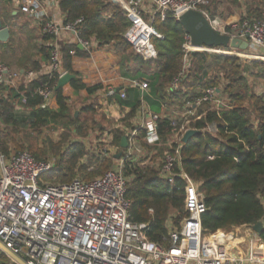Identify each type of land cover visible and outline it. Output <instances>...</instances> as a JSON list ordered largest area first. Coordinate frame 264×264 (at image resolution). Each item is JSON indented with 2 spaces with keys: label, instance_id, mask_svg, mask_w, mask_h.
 I'll return each mask as SVG.
<instances>
[{
  "label": "built area",
  "instance_id": "built-area-1",
  "mask_svg": "<svg viewBox=\"0 0 264 264\" xmlns=\"http://www.w3.org/2000/svg\"><path fill=\"white\" fill-rule=\"evenodd\" d=\"M3 1L6 0L0 3ZM53 2L58 5L56 0ZM112 2L125 11L130 25L124 37L144 59L156 55L152 38H163L154 26L158 17L164 21L171 14L179 21L191 9L201 11L219 33L248 41L247 50L195 45L186 32L184 71L172 80L166 89L168 93L182 91V82L195 52L236 56L243 60L264 59V54H260L264 49V16L227 20L210 11L211 0ZM17 4L23 14L36 22L41 32L54 36L51 63L48 69L40 72L12 69L0 63V87L17 88L45 72H57L58 79L67 73L60 60L59 35L63 31L75 35L74 43L87 52L86 57H93L96 50L110 46L100 45L95 38L80 36L83 17L58 24L42 0H17ZM144 15H149L150 20ZM71 54L78 56L76 50ZM99 84L102 86L94 92L96 108L115 124L109 128L100 125L92 155L96 162L89 169L94 170L106 159L112 161L110 168L92 179L76 176L69 182L47 183L41 181V176L54 169L55 162L39 160L29 151L0 152V241L26 264H264V240L253 226L244 225L250 230L246 235L249 241L243 247L249 252L247 256H239L237 246L227 245L228 242L215 233H204L202 216L208 206L201 190L202 183L193 179L181 163L183 137L188 130L217 132L216 122L203 129L197 128L195 123L206 118L210 111L216 110L219 114L221 109L229 107L224 80L218 85L201 88L195 97L182 101L155 96L147 78H133L127 87L106 82ZM129 88L141 94L133 116L127 118L133 111L130 105L123 104L128 99ZM55 92V87L48 84L37 89L44 98L43 106H57ZM147 95L156 100L158 111L153 110ZM26 101L24 97L22 103ZM164 120L169 122L165 141L161 134ZM116 130L122 132L118 143ZM123 137L127 139L126 147L122 146ZM133 164L153 169L171 184L178 178L185 183L187 215L180 227H174L172 220L167 222L169 232L162 244L149 238V222H136L131 218L132 202L127 197L130 177L126 168ZM262 200L264 203V198Z\"/></svg>",
  "mask_w": 264,
  "mask_h": 264
},
{
  "label": "trees",
  "instance_id": "trees-1",
  "mask_svg": "<svg viewBox=\"0 0 264 264\" xmlns=\"http://www.w3.org/2000/svg\"><path fill=\"white\" fill-rule=\"evenodd\" d=\"M64 15V23L73 22L83 17L80 36L95 38L100 45H110L120 53L121 69L130 68L132 57L140 59V64L154 63L157 69L153 71L155 80L151 81L152 92L155 96L169 101H182L185 98L195 97L198 90L211 85H218L223 79L225 92L229 97V107L210 111L206 118L195 123L203 129L207 124L216 122V133H204L192 137L185 143L182 150L181 163L183 169L196 181L201 182V190L206 197L208 210L202 216L203 231L205 234H214L221 229L233 226H253L259 221L264 222V95L250 93V84L247 77L249 65L264 70V60H243L236 56H220L206 52H195L187 76L183 79L182 91L168 93L172 80L184 71L183 53L185 29L173 15L168 14L166 20H156L154 26L163 38L154 36L152 43L156 55L144 59L136 54L124 34L130 25L125 11L112 0H56ZM247 16L263 17L262 10L253 6L247 7ZM4 22V21H3ZM38 29V28H36ZM42 36L34 38L39 42L38 51L34 55L21 56L18 59V70H44V63H51L54 36L39 32ZM11 33L7 42L0 45L5 49L14 41ZM60 44V60L63 69L75 75L69 85L75 92L85 90L89 95L96 92L102 85H87L81 75L74 69L72 50L78 56H87L76 43ZM12 47H14L12 45ZM126 50L131 51L128 57ZM213 67V68H211ZM130 70V69H129ZM58 81L57 72H45L38 79L28 83H21L17 88L6 89L0 87V122L5 128L0 129V152L9 154L10 133L21 127L39 130L52 124H65L74 128L76 134L84 135L88 132L90 123L96 130L102 125L94 119H81V113L99 112L93 104L84 105L80 115L71 112L69 97L64 89L55 92L57 108L43 106L44 98L37 93V89L48 84L55 87ZM137 89H127L128 99L123 104L130 105L133 111L127 118L133 116L137 105ZM26 98V103L22 99ZM152 98V97H151ZM248 99L254 101L252 110L245 105ZM149 101V100H148ZM152 106L157 105L155 99L149 101ZM22 105L24 111L17 110ZM253 112L258 113L253 118ZM163 140L167 139L168 120L161 126ZM122 132L115 131L118 143ZM31 148L30 150H33ZM62 157L55 163L54 169L66 167L63 174L65 181L74 177L78 161L85 155V147L80 142H71L65 148ZM21 151V150H20ZM29 151V150H28ZM19 152V151H18ZM33 155L41 160L42 155L32 151ZM213 156V158H211ZM96 162L94 157L88 163L80 166V171L88 169L91 163ZM112 161L106 159L97 165L90 177L104 174L111 166ZM106 169V170H104ZM78 170V171H79ZM129 175L127 197L131 200V218L136 222H149L148 236L151 240L163 243V237L168 236L167 222L172 220L174 226L180 227L181 220L187 215L185 210L184 181L180 178L174 184L161 179L151 168H141L131 165L126 168ZM61 182V183H63ZM264 240V229L259 234ZM0 264H10L9 257L0 250Z\"/></svg>",
  "mask_w": 264,
  "mask_h": 264
},
{
  "label": "rangeland",
  "instance_id": "rangeland-1",
  "mask_svg": "<svg viewBox=\"0 0 264 264\" xmlns=\"http://www.w3.org/2000/svg\"><path fill=\"white\" fill-rule=\"evenodd\" d=\"M213 3L214 1L212 2L211 0L210 8H212V10H215ZM244 4L247 5L248 2H244ZM252 6L254 7L255 5L253 4ZM246 7H249V5ZM262 9H263L262 11L264 12V7ZM144 17L147 20H150L149 15H144ZM157 20H160V17H158ZM8 21H9L8 25L6 26L9 27V29H11L10 36L12 33V35L14 36L12 39H14V41H12L7 46V49L6 48L4 49L0 45V63L9 66L12 69H18V63H17L18 59L23 55L26 56L30 54L31 55L36 54V52L38 51L36 45H38L39 42H37V40L34 38L41 39L42 36L39 33L40 30L33 27L31 20L26 19V16L18 15L16 18H12L11 20ZM12 45L14 47H12ZM131 53H132L131 51L126 50L125 56L127 55L128 57H132ZM116 54L118 56V62H119L121 54L117 52ZM255 60H259V59H255ZM129 64H130V68H129L130 70L129 69L122 70V74L128 79L140 77V78H147L150 81L155 80L156 75L153 73V71L157 69V66L154 63L140 64L139 58L132 57ZM246 64L249 65V71L246 72L250 84L249 92L262 97L263 95L262 90L264 89V70L252 66L250 62H246ZM63 89H64V94H66L69 97V103L71 108L70 110L73 114L75 113L76 116L80 115V111L82 112L81 108L84 105L93 104L95 107L97 106V103L94 102V98L91 97L85 90L81 92H75L69 84L66 85ZM140 94L141 93L137 91V97H139ZM146 98L152 102V98L149 95H147ZM245 105L252 110V108L254 107V101L252 99H248ZM17 106H18L17 110L24 111L25 109L24 107H21L20 105ZM152 108L155 111L159 110L156 104L155 106H152ZM257 115H258L257 112H253V118H257L258 117ZM85 118L94 119L95 122L97 121L105 125L107 128L115 124L114 120L108 119V117H106V115L102 112L81 113V119H85ZM3 128H5V126L0 122V129ZM74 130H75L74 128H68L66 127L65 124L62 123L48 125L39 130H33L29 127H21L17 131H12L10 133L11 140L9 142L10 145L9 151L10 153L18 152L20 150L21 151L29 150V152L31 153H33L32 151H37L39 154L42 155L41 158L42 161H47V162L53 161L55 163H58L63 153L66 151L65 148L67 147L68 144H70L71 142H80L83 144L86 151L83 158H81L78 161L77 166L75 167L76 174H74L73 177L74 178L76 176H80L82 178H84V176L90 177V174L93 172V170H90L88 168L86 169V171L84 170L80 171L79 169L80 166L84 165V163H88L89 159L92 158V155L95 150V137L98 131L96 130V127L92 123H90L88 132L84 135L76 134ZM31 148L34 149L30 150ZM91 165H94V162L91 163ZM65 171H66V167L64 166L59 169H52L51 171L46 172L41 176V181L47 183L48 182L61 183L65 181L63 177ZM172 225L174 226V224ZM174 227L177 228V226ZM248 233H250V230L247 228V226H233L227 229H221L217 233H215V235L220 236L223 241L228 242L227 245L230 246L231 244L233 248L237 246L238 249L236 250V253L239 256H247L249 252H247L246 248L243 247L245 244H247V241H249L248 236H246ZM9 262L10 264H16L10 257H9Z\"/></svg>",
  "mask_w": 264,
  "mask_h": 264
},
{
  "label": "crops",
  "instance_id": "crops-1",
  "mask_svg": "<svg viewBox=\"0 0 264 264\" xmlns=\"http://www.w3.org/2000/svg\"><path fill=\"white\" fill-rule=\"evenodd\" d=\"M53 1L54 0H42L43 6L46 7L55 22L63 24L64 15L60 11L58 5ZM213 1L215 10L210 8V11L214 14H220L227 20H235L245 15L247 16L248 12L246 6L248 5L252 6L254 4L255 8H261V10H263L262 8L264 7V0H212V2ZM232 1L235 4L238 3L235 5ZM244 2H248V4L246 5ZM262 13L264 14L263 11ZM18 15L26 16V19L31 20L32 26L38 28L35 21L20 11L17 0H6L0 3V20L4 26L8 25V20L16 18ZM59 39L61 42L74 43L75 35L63 31L59 35ZM260 54H264V49L260 51ZM73 66L81 75L83 82L90 86L106 82L113 83L117 87H127L131 82V79H128L122 74V69L118 62V56L112 46H105L104 48L96 50L93 57H73ZM48 67V63L43 64L44 70L48 69ZM262 94L264 95V89L262 90ZM90 96L93 97L95 101L94 93Z\"/></svg>",
  "mask_w": 264,
  "mask_h": 264
},
{
  "label": "water",
  "instance_id": "water-1",
  "mask_svg": "<svg viewBox=\"0 0 264 264\" xmlns=\"http://www.w3.org/2000/svg\"><path fill=\"white\" fill-rule=\"evenodd\" d=\"M179 22L185 29L187 33H189L192 37V42L195 45H208V46H231L234 48H240L242 50H247L249 48V43L246 40L241 38H231L229 35L221 34L216 29L212 27L208 19L204 16L201 11L191 9L184 13ZM10 38V29L7 26H4L2 21L0 20V41L7 42ZM81 49L82 47L79 46ZM75 78L73 73L67 72L63 76H61L57 84L55 86V91L63 89L66 85H68L72 79ZM202 132L197 129L188 130L184 137L183 141L185 143L189 142V140L201 134ZM122 146H127V139L123 137ZM120 154L117 155L119 157ZM253 229L257 233H261L264 229V222L259 221L253 225ZM0 250L4 252L8 257H10L16 264H26L23 259L14 254L11 250H9L1 241H0Z\"/></svg>",
  "mask_w": 264,
  "mask_h": 264
}]
</instances>
